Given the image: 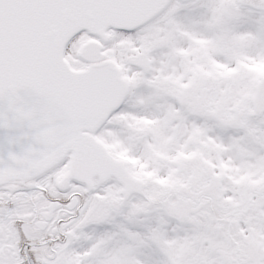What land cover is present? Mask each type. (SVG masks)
<instances>
[{
  "label": "snow or ice",
  "instance_id": "obj_1",
  "mask_svg": "<svg viewBox=\"0 0 264 264\" xmlns=\"http://www.w3.org/2000/svg\"><path fill=\"white\" fill-rule=\"evenodd\" d=\"M0 264H264V0H0Z\"/></svg>",
  "mask_w": 264,
  "mask_h": 264
}]
</instances>
